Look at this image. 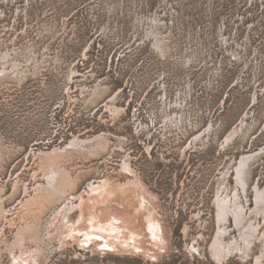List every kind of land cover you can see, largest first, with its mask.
<instances>
[{
	"label": "rangeland",
	"instance_id": "1",
	"mask_svg": "<svg viewBox=\"0 0 264 264\" xmlns=\"http://www.w3.org/2000/svg\"><path fill=\"white\" fill-rule=\"evenodd\" d=\"M263 194L264 0H0V264L264 263Z\"/></svg>",
	"mask_w": 264,
	"mask_h": 264
},
{
	"label": "bare ground",
	"instance_id": "2",
	"mask_svg": "<svg viewBox=\"0 0 264 264\" xmlns=\"http://www.w3.org/2000/svg\"><path fill=\"white\" fill-rule=\"evenodd\" d=\"M233 132V131H232ZM234 133V132H233ZM230 137V136H229ZM228 139H230V138H228ZM71 145H75V143L74 144H71ZM78 145H82V144H80V143H78ZM250 158H252V157H250ZM249 158V159H250ZM249 159H246V156H244V158L242 159V161H241V167L242 166H244V165H246L247 164V162H248V160ZM240 167V171H242L243 170V167L241 168ZM242 183V182H241ZM242 185H244L243 183H242ZM108 182H107V180H104V181H102L101 183H97V184H91V185H89L88 186V189H86V190H84V193H86L87 195L90 193V192H92L93 193V191H97V190H100V189H102L103 191H106L107 193L108 192H110L111 190H112V188L111 187H108ZM120 190L123 188V186H120V187H118ZM138 188V187H137ZM131 190H134V189H132L131 188ZM138 190V192H139V189H137ZM118 191V190H117ZM112 192H116V191H112ZM126 192V191H125ZM124 192V193H125ZM117 193V192H116ZM129 193V192H128ZM115 194V193H114ZM119 194H121V192H119ZM140 194V193H139ZM104 196H102V197H100V198H102V201H103V197H105L106 195L105 194H103ZM116 195V194H115ZM143 196H144V194H142ZM264 195V194H263ZM108 196V195H107ZM140 196V195H139ZM262 196V195H261ZM109 197V196H108ZM107 197V198H108ZM235 197L237 198V196L235 195ZM258 198V197H257ZM261 198V197H260ZM97 199H98V196H97ZM106 199V198H105ZM145 199H147L146 197H145ZM81 202H83V199H82V197H80V199H79ZM94 200V199H93ZM260 200V201H259ZM259 200H257L256 201V207H255V209H254V214L255 215H257L258 213H260V211H261V209L262 208H264V199H259ZM86 201V200H85ZM99 202L101 201V200H98ZM87 202L89 203V200L87 199ZM93 202L95 203V201H92V202H90L89 204L90 205H93ZM92 203V204H91ZM104 203H105V201H104ZM84 205H85V203H84ZM87 205V204H86ZM90 205H89V207H90ZM99 205H102V204H99ZM79 206H80V203H79ZM85 207V206H84ZM96 207V206H95ZM85 208H88V206L87 207H85ZM99 208V207H98ZM258 208L260 209V210H258ZM87 210V209H86ZM95 210V209H94ZM256 210L258 211V212H256ZM99 211V210H98ZM86 212V211H85ZM102 209H101V211H100V214H102ZM63 213V221L65 222V227L69 230V231H67V232H72L73 234H71V239H73V240H80L81 238H83V243L84 242H90V241H92V240H96V239H100V240H102V237H103V234L105 233V230L104 229H102V228H97L98 227V225L99 224H101L102 222L99 220V218H98V220L100 221V222H98V223H94V224H90V223H88V222H86V220H85V216L83 217V216H81L80 217V220H81V222H79V223H77V225H74V223H71L70 222V220L69 219H67L68 217L66 216V214L64 213V212H62ZM98 213V212H97ZM88 214V213H87ZM100 214H98V217H102V216H99ZM103 214H106L105 212H103ZM240 215H235V224H236V226L238 227V229H239V233H240V239H242L243 241H245V230H244V228L242 227V224L244 223V221L245 220H247V222H249V220H248V216H241V213H239ZM85 215V214H84ZM97 216V215H96ZM113 219H115V218H113ZM112 219V220H113ZM89 220V219H88ZM95 220V219H94ZM111 220V219H110ZM111 220V221H112ZM107 221V220H106ZM115 221H118V220H116L115 219ZM95 222V221H94ZM109 222V221H108ZM108 222H106V223H108ZM63 223V222H62ZM110 223V222H109ZM112 224H108V225H113L114 224V221H112L111 222ZM117 223V222H116ZM115 223V224H116ZM79 224H82V228L81 227H79L78 225ZM105 224V223H104ZM114 224V226L112 227V229L110 228V226H108V228L110 229V230H115L116 231V229L118 230V231H116V232H118V234L119 233H121V228L123 229V227H121L120 226V224H119V221H118V224H119V226H116V225H118V224H116L115 225ZM100 226H102V225H100ZM103 226H107V225H103ZM244 226V225H243ZM256 227V226H255ZM114 228V229H113ZM124 228H126V227H124ZM125 230V232H126V229H124ZM128 230L129 229H127V232H128ZM132 230H134V229H132ZM256 230H257V228H256ZM109 231V230H108ZM120 231V232H119ZM123 231V230H122ZM130 232H131V230H129ZM242 231H243V234H242ZM133 233H135L136 231H132ZM131 232V233H132ZM124 234H126V233H124ZM123 234V236H125ZM135 234H137V233H135ZM135 234H134V236H135ZM138 234H140V233H138ZM116 235V234H115ZM120 235V234H119ZM122 235V234H121ZM129 236H130V234H128ZM112 236V235H111ZM110 236V237H111ZM132 236V235H131ZM247 234H246V238H247ZM118 237V236H117ZM137 237V235L135 236V238ZM139 238L138 239H141L140 238V235L138 236ZM115 238V237H114ZM122 239H123V237H122ZM127 239V238H126ZM129 239H131V238H129ZM129 239H127V240H129ZM133 239V238H132ZM126 240V241H127ZM143 240V239H142ZM142 240L140 241L141 243H142ZM120 241H121V239H120ZM124 241L125 240H123L122 241V243H124ZM126 241H125V243H126ZM130 241H132V242H134V240H130ZM130 241H129V245H130ZM241 241V240H240ZM239 241V242H240ZM102 241H100V245H101V247H103V248H107V249H112V247H111V245H108L106 242H103V243H101ZM136 243L138 242L137 241V238H136V241H135ZM123 244V245H126V244ZM136 243H134V244H136ZM139 243V242H138ZM127 244V245H128ZM133 244V243H132ZM235 244V243H234ZM137 245H139V244H137ZM218 245H220V244H218ZM116 246V245H115ZM132 246V245H131ZM235 246H237L238 247V244H236ZM240 246V245H239ZM140 247V246H139ZM134 248H136V245L134 246ZM236 248V247H235ZM237 249H239V248H237ZM141 250L143 251L144 249L141 247ZM145 251V250H144ZM242 251V250H241ZM261 258L262 257H259V258H257V260H256V262H255V264H264L262 261H261Z\"/></svg>",
	"mask_w": 264,
	"mask_h": 264
}]
</instances>
